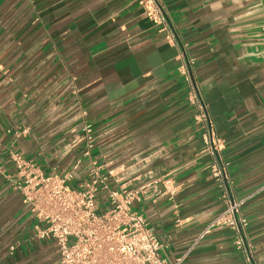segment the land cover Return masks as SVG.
<instances>
[{
    "label": "crops",
    "instance_id": "1",
    "mask_svg": "<svg viewBox=\"0 0 264 264\" xmlns=\"http://www.w3.org/2000/svg\"><path fill=\"white\" fill-rule=\"evenodd\" d=\"M157 2L194 60L195 90L179 72L180 47L141 0H0V264H58L6 177L15 152L65 174L84 122L94 156L127 188L146 186L135 207L162 259L264 264V0ZM195 93L217 156L206 151ZM217 157L226 181L211 173ZM227 193L245 200L250 262L230 228L198 239Z\"/></svg>",
    "mask_w": 264,
    "mask_h": 264
},
{
    "label": "built area",
    "instance_id": "2",
    "mask_svg": "<svg viewBox=\"0 0 264 264\" xmlns=\"http://www.w3.org/2000/svg\"><path fill=\"white\" fill-rule=\"evenodd\" d=\"M141 3L148 17L162 25L170 41L180 47L179 72L195 90L194 60L187 54L170 20L157 0H141ZM194 98L198 110L196 119L204 128L206 151L217 156L220 146L214 139L204 104L197 93ZM81 129L79 141L83 145L65 174L45 173L33 160L17 152L11 153L15 175L6 178L10 186L21 193L23 203L37 220L34 236L54 243L58 264H180L183 258L169 262L159 256L161 243L142 211L135 207L142 201L146 186L129 189L122 184L114 169L94 156L92 124L84 122ZM82 166L86 168L84 178L76 181L75 172ZM211 173L217 181H226V164L217 157L211 165ZM244 203V199L227 193L225 209L209 221L198 239L213 228H230L236 233L237 247L245 251L250 262L251 247L246 235L249 222L241 212Z\"/></svg>",
    "mask_w": 264,
    "mask_h": 264
}]
</instances>
